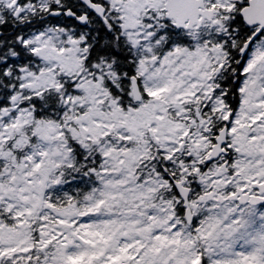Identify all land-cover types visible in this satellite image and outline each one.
<instances>
[{
  "label": "snow or ice",
  "instance_id": "1",
  "mask_svg": "<svg viewBox=\"0 0 264 264\" xmlns=\"http://www.w3.org/2000/svg\"><path fill=\"white\" fill-rule=\"evenodd\" d=\"M0 264H264V0H0Z\"/></svg>",
  "mask_w": 264,
  "mask_h": 264
}]
</instances>
